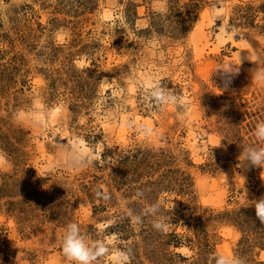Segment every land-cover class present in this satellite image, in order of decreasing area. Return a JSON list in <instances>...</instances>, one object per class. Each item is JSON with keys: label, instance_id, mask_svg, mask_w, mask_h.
<instances>
[{"label": "rangeland", "instance_id": "rangeland-1", "mask_svg": "<svg viewBox=\"0 0 264 264\" xmlns=\"http://www.w3.org/2000/svg\"><path fill=\"white\" fill-rule=\"evenodd\" d=\"M260 121L264 0H0V264L264 263Z\"/></svg>", "mask_w": 264, "mask_h": 264}, {"label": "clouds", "instance_id": "clouds-1", "mask_svg": "<svg viewBox=\"0 0 264 264\" xmlns=\"http://www.w3.org/2000/svg\"><path fill=\"white\" fill-rule=\"evenodd\" d=\"M237 70V68H236ZM224 72H233L231 68ZM255 136L261 144H264V121H260L255 126ZM241 147L239 161L241 164H247L252 167L264 168V147L260 145H245ZM67 159L73 167H82L87 163L85 154L78 145H72L71 154H67ZM246 207L252 206L255 209V215L264 224V197L257 201L248 202L244 197ZM156 227H160L156 225ZM81 228L75 222H70L65 226L64 235L61 240L62 252L70 264H94L97 260V253L103 254L106 249L90 247L85 243L80 235ZM121 258L126 260L123 254ZM216 264H244L243 260L238 257H226L224 255L216 256Z\"/></svg>", "mask_w": 264, "mask_h": 264}, {"label": "trees", "instance_id": "trees-1", "mask_svg": "<svg viewBox=\"0 0 264 264\" xmlns=\"http://www.w3.org/2000/svg\"><path fill=\"white\" fill-rule=\"evenodd\" d=\"M29 205L31 204V201L28 203ZM246 215L244 218H240L239 216L240 215ZM233 222L237 225V226H239V227H241V229H242V232L247 236V232H248V230H249V228L251 229V230H249V232L250 233H252V231H253V233L255 234V232H256V234H257V232H259V231H255L254 232V230L253 229H255V230H257V228L254 226V222H253V224H252V221H254V219H255V217H256V215H255V212H250L249 210H239V211H237L236 213H234L233 214ZM237 217H238V219H237ZM247 217V218H246ZM249 218V219H248ZM253 228V229H252ZM245 229V230H244ZM246 241H248V239H247V237H246ZM176 242H177V239H176V237H175V242H174V246L175 247H177V245H175L176 244ZM259 245H257V247L259 248V249H262V250H264V233H262V237H260V242L261 243H259L258 241H256ZM261 264H264V263H261Z\"/></svg>", "mask_w": 264, "mask_h": 264}]
</instances>
